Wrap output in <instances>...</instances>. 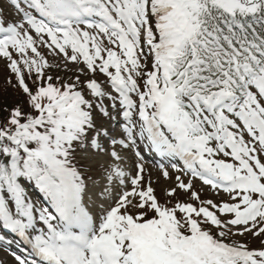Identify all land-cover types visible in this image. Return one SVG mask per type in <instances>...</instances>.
Masks as SVG:
<instances>
[{
    "label": "snow or ice",
    "instance_id": "1",
    "mask_svg": "<svg viewBox=\"0 0 264 264\" xmlns=\"http://www.w3.org/2000/svg\"><path fill=\"white\" fill-rule=\"evenodd\" d=\"M0 58L21 93L0 97L17 264H264V0H0ZM144 148L226 199L177 175L161 204Z\"/></svg>",
    "mask_w": 264,
    "mask_h": 264
},
{
    "label": "rangeland",
    "instance_id": "2",
    "mask_svg": "<svg viewBox=\"0 0 264 264\" xmlns=\"http://www.w3.org/2000/svg\"><path fill=\"white\" fill-rule=\"evenodd\" d=\"M7 11H9V9H7ZM42 51L44 53L48 54L46 49H42ZM51 57H52L51 59L54 61V63H56V64L58 63L60 65L59 68L55 67L57 70L55 72V74H57V75L61 74L62 75L64 72L65 73H71V74H73V72L76 73V71H74V69L76 67L75 65H72L70 63L66 64V62L63 59H60L58 57H53V56H51ZM5 63H6V61H4L2 58H0V80H5V82H6V77H9L11 75L6 71V66H5L6 64ZM65 69H68V70H65ZM149 178H150V181H152L153 187L156 189L157 195L167 197V198H165V200L167 201L169 196H167L166 193L168 190H170L172 188H176V185H177L176 179H172L171 181H166L163 178H160L158 173H156V175H151V177H149ZM177 190H179V189H177ZM181 198H182V195L179 196V199H181ZM169 200H170V198H169ZM258 247H260V246H258ZM0 261L2 262V264H15V261L13 259L8 258L5 254H2V253L0 254Z\"/></svg>",
    "mask_w": 264,
    "mask_h": 264
},
{
    "label": "trees",
    "instance_id": "3",
    "mask_svg": "<svg viewBox=\"0 0 264 264\" xmlns=\"http://www.w3.org/2000/svg\"><path fill=\"white\" fill-rule=\"evenodd\" d=\"M15 83V81H13ZM0 97H7L11 103L13 100L20 98L21 93L14 90L10 85L6 84L5 80H0ZM7 113H0V117L6 116Z\"/></svg>",
    "mask_w": 264,
    "mask_h": 264
}]
</instances>
